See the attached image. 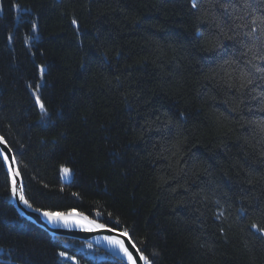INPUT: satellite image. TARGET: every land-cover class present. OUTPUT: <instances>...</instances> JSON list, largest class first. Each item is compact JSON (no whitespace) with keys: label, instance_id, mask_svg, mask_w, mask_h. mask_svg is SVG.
Masks as SVG:
<instances>
[{"label":"trees","instance_id":"16d2710c","mask_svg":"<svg viewBox=\"0 0 264 264\" xmlns=\"http://www.w3.org/2000/svg\"><path fill=\"white\" fill-rule=\"evenodd\" d=\"M191 2L0 0V131L34 207L127 228L146 255L158 253L153 264H264V239L251 228L264 227L254 211L264 205V139L245 123L264 113L232 111L237 93L224 64L232 42L210 36ZM37 83L51 124L35 105ZM2 173L0 256L125 264L22 216ZM217 200L227 223L216 219Z\"/></svg>","mask_w":264,"mask_h":264},{"label":"snow or ice","instance_id":"6c2138e0","mask_svg":"<svg viewBox=\"0 0 264 264\" xmlns=\"http://www.w3.org/2000/svg\"><path fill=\"white\" fill-rule=\"evenodd\" d=\"M13 7H18V5L14 4ZM191 7L193 9H203L202 15L198 19H201L202 25L207 26L210 36H213L217 41L222 38L232 42L231 47L233 51L230 54L227 47L219 42L212 45L213 48H223L225 53L229 54V59L225 60L224 64L228 65L232 71L226 74L229 76V80L234 81L229 86L234 88L237 93L235 96L237 106L232 111L236 112L242 110V108H246L251 113L255 108L257 111L264 113V64L257 63V61H264V0H207V2L206 0H199V4L198 0H192ZM27 11L28 9L25 8V12ZM239 13H242V15ZM72 24L76 25L77 21L73 19ZM37 27L36 22H31L32 31H36ZM197 31L200 36L204 35L202 29H197ZM8 39H12L11 34H9ZM95 59H100V57H95ZM81 67L86 70V64H82ZM45 71L46 66L40 65L39 72L41 79H43ZM257 81H260V83H257ZM29 87H32L31 84H29ZM40 87V83H37L33 90L35 105L40 110L41 119L43 120L47 117L48 123L51 124L48 109L38 94ZM165 116H167V113H165ZM179 116H183V113H179ZM171 123L172 118L168 117L167 124ZM245 123L250 126L253 134L259 132L261 139H264V118L248 120ZM0 144L7 145V140L3 135H0ZM10 153L11 149L7 147L0 149V161H2L0 162V169H3L4 183L8 186L11 193L10 199H17L25 207L40 214L50 224H63L66 228L78 227L87 232L104 230L106 228L105 224L97 223L75 209L65 212L53 210L57 209L59 205L33 207V204L26 198L24 187L18 182V177H20L21 173L18 167H14V165L18 164L17 157L15 155L10 156ZM60 171L65 176L70 173V170L63 166ZM251 182L249 181V183ZM225 196H227V193H225ZM216 204L219 213L216 215V219H223L227 223L228 218L224 214L226 209L220 204L219 200L216 201ZM238 211L241 218L249 214L245 207H241ZM254 211L264 217V205H257ZM228 227L230 228L231 224ZM251 228L255 230L256 235L264 239V227H258L253 222ZM219 230L221 233L225 232L224 227H221ZM110 231H115V229H111ZM120 235L129 236L128 229L125 228ZM103 239L118 250L126 261V264H138V261H142L143 264H153V259L158 255V253H150L149 255L153 259H149V255L145 254L147 251L146 245L144 246V250H141L135 243L126 245L125 241L120 239L119 236L106 235ZM87 247L91 248L92 245L88 244ZM130 248L133 251H130ZM58 255L64 258L68 256V253L61 251ZM9 259H11V264H15V258H11V253L5 252L3 256H0V264H9ZM71 259L75 260V257H71Z\"/></svg>","mask_w":264,"mask_h":264},{"label":"water","instance_id":"95a60500","mask_svg":"<svg viewBox=\"0 0 264 264\" xmlns=\"http://www.w3.org/2000/svg\"><path fill=\"white\" fill-rule=\"evenodd\" d=\"M0 135H2L1 131H0ZM5 147L11 149L10 156L15 155V153H14L13 149L11 148L10 144L8 143V141H7L6 146L3 144H0V149H4ZM14 167L19 168V164L14 165ZM19 171L21 173L20 168H19ZM18 182L21 186L24 187V179H23L22 173H21L20 177H18ZM11 200H12V203L14 204V206L16 207V209L18 210V212L22 216L26 217L28 220L34 222L38 226L49 231L51 234L66 237V238L79 239L82 241L93 243L94 245L99 246V247L107 250L108 252H110L114 256L118 257L120 260H123L125 263H126V261L124 260L122 255L119 252H117L115 248H113L111 245H109L108 242L103 239V237L106 235H114V236H119L120 239H123L125 241L126 245L135 243L130 235L127 237L122 236V235H120V233L123 232L122 230L115 229V228H112L109 226H106V228L104 230H94L92 232H87V231H84L78 227L66 228L63 226V224H50L45 218L40 216V214L34 212L32 209L25 207L22 203L18 202L17 199L11 198ZM84 215H86V214H84ZM89 219H92V218L89 217ZM92 220H95V219H92ZM95 221L97 223H101L97 220H95ZM111 229H115V231H110ZM130 251H133V249L130 248ZM138 264H143V262L138 261Z\"/></svg>","mask_w":264,"mask_h":264},{"label":"bare ground","instance_id":"6f19581e","mask_svg":"<svg viewBox=\"0 0 264 264\" xmlns=\"http://www.w3.org/2000/svg\"><path fill=\"white\" fill-rule=\"evenodd\" d=\"M88 216V215H87ZM90 217V216H89ZM90 218H92V217H90ZM92 219H94V218H92ZM100 222V221H99ZM102 223V222H101ZM103 224V223H102ZM107 226V225H106ZM110 227V226H109ZM49 232V231H48ZM53 235V234H52ZM54 236H58V235H54ZM58 237H61V236H58ZM76 240H79V239H76ZM79 241H82V240H79ZM82 242H86V241H82ZM86 243H90V242H86ZM91 244H93V243H91ZM116 251L118 252V250L116 249ZM118 258V257H117ZM119 259V258H118ZM120 260V259H119ZM122 262H124L123 260H121ZM125 263V262H124ZM126 264V263H125Z\"/></svg>","mask_w":264,"mask_h":264},{"label":"rangeland","instance_id":"374dc122","mask_svg":"<svg viewBox=\"0 0 264 264\" xmlns=\"http://www.w3.org/2000/svg\"><path fill=\"white\" fill-rule=\"evenodd\" d=\"M0 250H1V248H0Z\"/></svg>","mask_w":264,"mask_h":264}]
</instances>
